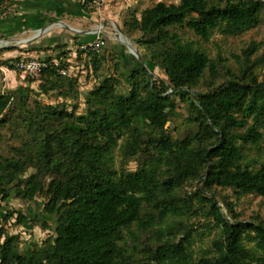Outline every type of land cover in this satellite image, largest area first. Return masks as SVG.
<instances>
[{
  "label": "trees",
  "instance_id": "trees-1",
  "mask_svg": "<svg viewBox=\"0 0 264 264\" xmlns=\"http://www.w3.org/2000/svg\"><path fill=\"white\" fill-rule=\"evenodd\" d=\"M13 3L0 0V11ZM263 15L264 0L144 8L125 32L140 35L165 77L135 67L121 90L117 74L102 78L94 52L99 83L86 113L42 103L27 86L19 94L0 89V199H45L39 212L6 216L17 213L16 225L54 221L53 234L26 248L0 230V264H264V219L240 220L235 210L249 193L264 196V159H247L264 138V53L253 57L261 43L233 54L236 72L186 34L236 35ZM59 75L46 69L40 87ZM178 101L191 104L182 136L167 126ZM217 189H231L235 200L223 196L222 205ZM205 230L214 237L196 249Z\"/></svg>",
  "mask_w": 264,
  "mask_h": 264
},
{
  "label": "rangeland",
  "instance_id": "rangeland-1",
  "mask_svg": "<svg viewBox=\"0 0 264 264\" xmlns=\"http://www.w3.org/2000/svg\"><path fill=\"white\" fill-rule=\"evenodd\" d=\"M26 1L27 0H15V3L13 4H6L4 6V11H0V18L10 17L15 15L18 10H23L21 6ZM158 1L160 0H132L130 5L126 9L123 7L124 9L120 10V12L112 9L113 11H117L114 13V15L119 16V30L122 31V34L117 32L118 28H115L112 22H108L107 24L109 32L112 34L117 32V35L127 34L125 32V21L130 19L132 16H140V12L144 8L153 5ZM163 1L167 3H177L180 0ZM107 2L108 1L106 0L102 9L96 10L89 8L86 1L89 12L95 16L90 18L94 24L101 23L100 25H102L107 18H110V11L112 10L109 11L108 15L105 14L106 12L103 15V12L107 6ZM115 3L116 0H113L112 5H115ZM42 15H44V19L47 21L53 19L51 18L52 13L45 14L43 12ZM103 25L105 28L106 23ZM28 33L29 29L24 32V34ZM186 34L190 39L198 41V43L208 51L210 56L216 57L220 55L225 57L226 59L221 61L222 65L231 66L232 68L236 69V72H238L240 64L236 61L233 54H241L243 48L247 47L250 42L256 41L261 43L259 50L253 55L254 58L264 53V15L258 25L236 35L226 36L219 31H215L209 41H204L191 30L187 31ZM97 36H100L103 41V45L99 50L80 48L82 43H90ZM128 36L131 38L136 50L140 52L139 56L145 61L148 70L152 71L155 77H165L163 70L158 66L153 65L154 63L152 64L146 50L137 43L140 35L135 32L133 35ZM2 39L4 38L0 36V61L4 62L0 64L1 91H12L19 94L22 91V86H27V88L31 89L33 93L32 96L42 103L59 105L68 111H74L76 113H86L90 109V105L87 101L89 91L99 83V77H97V75H95L93 72L92 54L94 52L98 53L103 59L104 68L102 72V78L112 73L117 74L119 78L118 87L124 91H127L130 88V79L128 77L129 70L135 67H142V65H144V63L138 58L139 56L130 51V48L124 46L122 43L106 33H94L92 39L82 43H78V38H73V41L71 42L73 45L70 49L67 48L68 43L66 44L62 42L48 43L46 45L27 44L23 45V48L18 47V49L22 51L18 57L41 55L51 58L58 57V55L64 56V65L67 69V73H59V76L49 80V85L46 88H41L42 86L40 87V83L43 80V76L38 80H34L24 74L21 70L13 67L11 61L17 57H2V53L7 49V47L1 46L5 45V42L2 41ZM12 48L14 47L9 46V49ZM128 55L130 58L132 56L134 57V59H132L133 62L125 59ZM258 72L260 78L264 77V64ZM225 77L226 68L223 72L222 78ZM177 104L176 115L168 122L167 126L170 128L171 133L174 136H182L188 129V122L186 121L185 117L191 112V104L189 102L183 101H178ZM262 130L264 132V128H262ZM2 147H6V145H4L3 142H0V149H2ZM251 158L260 160L264 159V138L258 145L254 146L253 149L248 151L247 159ZM131 167L135 168L136 163L133 162ZM217 193L218 200L222 205L224 203L222 200L223 196L229 197L232 201L235 200V198L232 196L231 189H217ZM44 201V198H36L34 201H26L16 196L14 193H12V195L6 200L0 199V230L3 229L5 233L8 234H18V245L23 248H26L29 244L34 242L41 243L47 239L49 235L53 234V219H49L47 226H43L41 223H33L31 220H28L26 224L16 225L15 216L17 213H14V215L9 218L6 216V213L17 211H22L25 213L39 212V210L43 208L42 203ZM235 210L239 213L238 218L240 220L264 219V196L255 193H249L240 199V201L235 206ZM4 234L0 238V241L4 239ZM213 237V232L205 230L203 235L196 237L195 248L199 249L201 247H206L211 242ZM246 241L248 242V245H251L249 240Z\"/></svg>",
  "mask_w": 264,
  "mask_h": 264
},
{
  "label": "crops",
  "instance_id": "crops-1",
  "mask_svg": "<svg viewBox=\"0 0 264 264\" xmlns=\"http://www.w3.org/2000/svg\"><path fill=\"white\" fill-rule=\"evenodd\" d=\"M107 1V6L103 15L105 12V14L108 15L109 11L112 9L119 12L124 9L123 7L126 9L132 0H116L115 5H112L113 0ZM21 8H23V10H18L15 15L7 18H0V36L4 38L2 41L5 42V45L1 46L14 47L12 49H6L2 53L3 58L18 57L19 54L22 53L18 47L23 48L22 46L27 44L46 45L48 43L62 42L68 43L67 48L70 49L73 45L71 44L73 38H78V43L92 39L94 33L90 31L98 25L96 23L94 24L90 19L95 16L89 12L86 0H27ZM115 10H112L113 12L110 11V18H107L103 24L106 23L105 29L109 32L107 24L108 22H112L113 26L118 28L117 32L122 34V31L119 30V16L114 15V13L117 12ZM43 12L45 14L52 13L51 18L53 19L50 21L45 20L44 15H42ZM47 22H59L63 25L45 28L44 25ZM40 28L45 29L40 33L38 32ZM81 28H84V30L88 29L89 32L81 31ZM28 29L29 33L24 34ZM117 32L115 34H117ZM133 48L136 49L134 44ZM133 51L132 53L136 54ZM125 59L133 62L132 59H134V57L132 56L130 58L128 55Z\"/></svg>",
  "mask_w": 264,
  "mask_h": 264
},
{
  "label": "built area",
  "instance_id": "built-area-1",
  "mask_svg": "<svg viewBox=\"0 0 264 264\" xmlns=\"http://www.w3.org/2000/svg\"><path fill=\"white\" fill-rule=\"evenodd\" d=\"M89 8L100 10L104 7L106 0H86ZM103 45L100 36L95 37L90 43H82L81 49L90 48L99 50ZM14 68L21 70L24 74L34 80L40 79L44 71L50 68L58 69L61 74H66L67 69L64 65V56L47 58L46 56H20L11 61Z\"/></svg>",
  "mask_w": 264,
  "mask_h": 264
},
{
  "label": "bare ground",
  "instance_id": "bare-ground-1",
  "mask_svg": "<svg viewBox=\"0 0 264 264\" xmlns=\"http://www.w3.org/2000/svg\"><path fill=\"white\" fill-rule=\"evenodd\" d=\"M101 24V23H100ZM99 23H98V25L94 28V29H92L90 32L91 33H97V34H101V33H106V34H108V35H110L112 38H114V39H116L117 41H119L120 43H122L124 46H126V47H128V48H130V51H133L134 50V48H133V44H132V42H131V38L127 35V34H123V35H117V34H112V33H110V32H108L105 28H104V26L103 25H100ZM59 25H63V24H60L59 22H47V23H45V28L46 27H58ZM45 28H40V29H38V32H42ZM40 30V31H39ZM81 31H85V32H89V30L87 29V30H84V28H81ZM37 33V32H36ZM35 33V34H36ZM35 34H33V35H35ZM139 58V57H138ZM140 59V61H142L143 63H144V65H142V63H141V65L143 66V67H145V68H147L148 69V67H147V65L145 64V61L144 60H142L141 58H139ZM150 71V70H149Z\"/></svg>",
  "mask_w": 264,
  "mask_h": 264
},
{
  "label": "water",
  "instance_id": "water-1",
  "mask_svg": "<svg viewBox=\"0 0 264 264\" xmlns=\"http://www.w3.org/2000/svg\"><path fill=\"white\" fill-rule=\"evenodd\" d=\"M134 52L137 54V56L140 55V53L135 48H134ZM139 58H141V57L139 56Z\"/></svg>",
  "mask_w": 264,
  "mask_h": 264
}]
</instances>
